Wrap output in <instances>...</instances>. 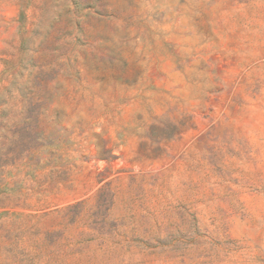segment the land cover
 I'll return each mask as SVG.
<instances>
[{"label":"rangeland","instance_id":"obj_1","mask_svg":"<svg viewBox=\"0 0 264 264\" xmlns=\"http://www.w3.org/2000/svg\"><path fill=\"white\" fill-rule=\"evenodd\" d=\"M0 264H264V0H0Z\"/></svg>","mask_w":264,"mask_h":264}]
</instances>
